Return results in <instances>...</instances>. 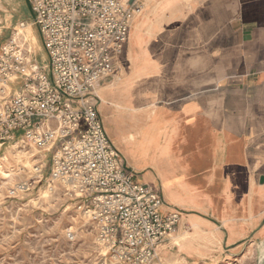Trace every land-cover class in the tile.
Wrapping results in <instances>:
<instances>
[{
	"label": "crops",
	"instance_id": "obj_1",
	"mask_svg": "<svg viewBox=\"0 0 264 264\" xmlns=\"http://www.w3.org/2000/svg\"><path fill=\"white\" fill-rule=\"evenodd\" d=\"M13 2L7 17L35 27L29 1ZM5 15L0 0V45ZM30 46L46 64L44 42ZM95 95L134 181L160 193L162 212L181 214L159 258L224 264L256 255L261 264L264 0H144Z\"/></svg>",
	"mask_w": 264,
	"mask_h": 264
},
{
	"label": "built area",
	"instance_id": "obj_2",
	"mask_svg": "<svg viewBox=\"0 0 264 264\" xmlns=\"http://www.w3.org/2000/svg\"><path fill=\"white\" fill-rule=\"evenodd\" d=\"M28 1L47 63L18 32L1 46L0 147L18 141L50 154L51 184L96 226L97 264H162L159 247L181 214L162 212L160 193L134 181L95 98L144 0Z\"/></svg>",
	"mask_w": 264,
	"mask_h": 264
},
{
	"label": "rangeland",
	"instance_id": "obj_3",
	"mask_svg": "<svg viewBox=\"0 0 264 264\" xmlns=\"http://www.w3.org/2000/svg\"><path fill=\"white\" fill-rule=\"evenodd\" d=\"M13 3L6 0V42L17 32L26 34L22 23L7 17L13 14ZM32 27L42 46L39 30ZM30 38L19 37L22 42H34ZM39 56L47 59L42 53ZM103 124L109 132L104 118ZM50 164L47 152L18 141L0 147V264H97L96 226L61 187L51 184ZM160 260L162 264H181L179 259ZM224 264H259V259L253 255Z\"/></svg>",
	"mask_w": 264,
	"mask_h": 264
},
{
	"label": "bare ground",
	"instance_id": "obj_4",
	"mask_svg": "<svg viewBox=\"0 0 264 264\" xmlns=\"http://www.w3.org/2000/svg\"><path fill=\"white\" fill-rule=\"evenodd\" d=\"M28 5V4H27ZM6 16V15H5ZM23 29L25 30L24 32L26 33L25 34V36L27 37V39H28V37H31L32 39H33V41L38 45V46H40L39 45V43H38V38H37V36H36V34H35V30H34V28L32 27V25L31 24H28V25H25L24 27H23ZM39 48V47H38ZM40 49V48H39ZM52 186L50 185L49 186V188H51ZM47 195V194H46ZM74 236V235H73ZM76 236V235H75ZM89 246V245H88ZM92 259V258H91Z\"/></svg>",
	"mask_w": 264,
	"mask_h": 264
},
{
	"label": "water",
	"instance_id": "obj_5",
	"mask_svg": "<svg viewBox=\"0 0 264 264\" xmlns=\"http://www.w3.org/2000/svg\"><path fill=\"white\" fill-rule=\"evenodd\" d=\"M260 184L264 185V175L260 178ZM261 264H264V260L261 262Z\"/></svg>",
	"mask_w": 264,
	"mask_h": 264
}]
</instances>
